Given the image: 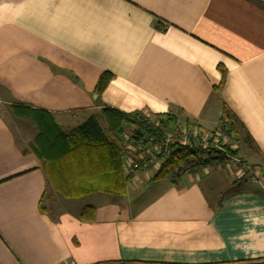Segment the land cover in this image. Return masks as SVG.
I'll use <instances>...</instances> for the list:
<instances>
[{
    "label": "crops",
    "instance_id": "obj_1",
    "mask_svg": "<svg viewBox=\"0 0 264 264\" xmlns=\"http://www.w3.org/2000/svg\"><path fill=\"white\" fill-rule=\"evenodd\" d=\"M13 104L81 121L105 106L143 110L208 130L230 112L259 149L240 136L241 153L261 159L260 1L0 0V264H264L263 180L234 182L222 164L177 180L139 170L124 195L83 203L48 192Z\"/></svg>",
    "mask_w": 264,
    "mask_h": 264
},
{
    "label": "trees",
    "instance_id": "obj_2",
    "mask_svg": "<svg viewBox=\"0 0 264 264\" xmlns=\"http://www.w3.org/2000/svg\"><path fill=\"white\" fill-rule=\"evenodd\" d=\"M112 77L113 74L109 71L99 76L94 89L98 104L101 103V95ZM11 107L15 117L30 120L38 129V133L22 151L33 152L43 162L48 181L51 180L50 185L61 195L73 199H81L94 192L124 195L127 183L133 176L124 169L125 148L120 142L124 132L129 128L137 133L157 134L163 126L169 127L177 122L173 114L146 113L143 110L124 112L105 106L100 113L105 120V126L101 125L96 113H91L71 131L65 132L56 122L55 116L47 110L22 104H13ZM224 117L227 118L229 127L226 132L236 143V148L228 145L205 149L194 143L173 145L170 155L163 161L154 178L168 174L172 177L175 166L190 162L197 156L202 157L200 163L205 167L224 165L227 155L246 163L240 155V136L247 146L259 152L251 136L244 130L242 122L227 112L219 124H222ZM184 125L189 127L196 124L187 120ZM260 157L262 162L249 165L259 170L264 181V156L261 154ZM48 172L52 175H48ZM243 179L248 178L244 175L234 182ZM41 208L43 211V207Z\"/></svg>",
    "mask_w": 264,
    "mask_h": 264
},
{
    "label": "built area",
    "instance_id": "obj_3",
    "mask_svg": "<svg viewBox=\"0 0 264 264\" xmlns=\"http://www.w3.org/2000/svg\"><path fill=\"white\" fill-rule=\"evenodd\" d=\"M228 128L227 118L224 117L222 124H219L214 130H208L197 125L187 127L175 122L169 127L159 128L160 131L157 134L137 133L133 129L125 131L122 136V144L125 148V172L130 174L139 170L158 172L163 161L170 155L173 145L194 143L205 149H209L211 146L222 148L221 146L228 145L231 148H236V143L231 140L230 135L226 132ZM201 158L197 156L190 162L175 166L172 170V178L177 180L181 175L203 167L200 163ZM231 161L239 166L236 169L237 176L246 175L251 180H262L258 169L252 170L250 165L241 163L238 158L227 155L225 165L230 166L228 164ZM195 162L198 163L195 164Z\"/></svg>",
    "mask_w": 264,
    "mask_h": 264
},
{
    "label": "rangeland",
    "instance_id": "obj_4",
    "mask_svg": "<svg viewBox=\"0 0 264 264\" xmlns=\"http://www.w3.org/2000/svg\"><path fill=\"white\" fill-rule=\"evenodd\" d=\"M258 1H260L264 5V0H258ZM80 118H82L80 115H72V118H70L69 116H62V117L57 116V118L55 117L56 122L60 125L61 129L65 132L71 131L74 127H76L78 124H80L83 121V120L81 121ZM98 118H99L101 125L105 126V120L101 114L98 115ZM8 120H9L10 124L15 128L18 141L22 145V147H26L27 144L29 143V141H31L32 138L38 133V129H37L36 124L31 122L28 119H21L18 117L15 118L11 113H9ZM14 121H16V122H14ZM240 155L245 160L246 164H248V165L262 162V159H260V158L254 159L251 156H249L248 154L243 153V152L240 153ZM228 165H230V166L222 164L221 166L219 165V166H214V167L215 168L219 167L220 169H223L224 172L228 175L231 172V173H234V176H237L238 174L236 173V169L239 168V166L236 165V163L234 161H231ZM252 170H254V169H252ZM48 175L51 176L52 174L50 172H48ZM170 176H171V174H168L166 178H168ZM50 181H48L49 182L48 192L51 190ZM94 196H95L94 194L87 195V197L84 199L83 203L90 202L92 200V198H94ZM57 206L60 207V205H57Z\"/></svg>",
    "mask_w": 264,
    "mask_h": 264
}]
</instances>
